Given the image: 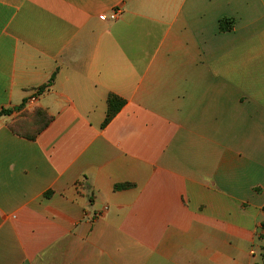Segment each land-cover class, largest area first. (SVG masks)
Listing matches in <instances>:
<instances>
[{
    "label": "crops",
    "instance_id": "obj_1",
    "mask_svg": "<svg viewBox=\"0 0 264 264\" xmlns=\"http://www.w3.org/2000/svg\"><path fill=\"white\" fill-rule=\"evenodd\" d=\"M1 111L0 264H261L264 0H0Z\"/></svg>",
    "mask_w": 264,
    "mask_h": 264
},
{
    "label": "trees",
    "instance_id": "obj_2",
    "mask_svg": "<svg viewBox=\"0 0 264 264\" xmlns=\"http://www.w3.org/2000/svg\"><path fill=\"white\" fill-rule=\"evenodd\" d=\"M225 24H227V21H225V20L219 22V31L220 32L229 31V28L227 26H225ZM43 90H44V88H41L40 92H42ZM123 104H124V102L121 99L117 98L116 96H113V95L108 96V98H107V115H106V119L104 121L105 124L111 120V118L120 110V108L123 106ZM38 111H40L39 114L45 116L44 117V123L33 134H24L29 139H33L35 137V135L37 133L41 132L51 120V118L48 117L44 112H42L41 110H38ZM8 113H9L8 111H1L0 117H2L3 115H6ZM12 130L15 133L19 134L18 131L15 129V125L12 127ZM128 187H129V185L126 184V185L117 186V187H115V189L120 190V189H126ZM261 227L263 229V233L259 236V239L264 241V222L261 224ZM261 264H264V245L262 247V262H261Z\"/></svg>",
    "mask_w": 264,
    "mask_h": 264
},
{
    "label": "rangeland",
    "instance_id": "obj_3",
    "mask_svg": "<svg viewBox=\"0 0 264 264\" xmlns=\"http://www.w3.org/2000/svg\"><path fill=\"white\" fill-rule=\"evenodd\" d=\"M224 20L227 21V24H225V26L229 28V31H231L234 26V21L232 19H224ZM39 112L40 111H34L33 113H27L26 115H23L24 118L19 120V122L15 124V129L20 133L33 134L44 123L45 116L39 114Z\"/></svg>",
    "mask_w": 264,
    "mask_h": 264
},
{
    "label": "built area",
    "instance_id": "obj_4",
    "mask_svg": "<svg viewBox=\"0 0 264 264\" xmlns=\"http://www.w3.org/2000/svg\"><path fill=\"white\" fill-rule=\"evenodd\" d=\"M118 16H119V12L114 11V12L110 13L109 15H101L100 18L104 21L113 22V21H116L118 19Z\"/></svg>",
    "mask_w": 264,
    "mask_h": 264
}]
</instances>
